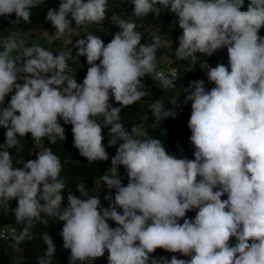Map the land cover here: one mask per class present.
I'll return each instance as SVG.
<instances>
[{
    "label": "clouds",
    "instance_id": "9594fccd",
    "mask_svg": "<svg viewBox=\"0 0 264 264\" xmlns=\"http://www.w3.org/2000/svg\"><path fill=\"white\" fill-rule=\"evenodd\" d=\"M130 2V17L137 20L159 16L162 9L178 17L177 60L197 53L211 57L227 48L228 65L206 64L207 80L215 85L211 90L202 79L183 88V103H191L187 127L194 159L177 158L141 126L129 131L120 122L122 108L148 94L142 82L146 75L165 90L175 87L176 69L168 75L157 70L162 40L156 32L152 43L143 44L135 20L113 14L110 20L120 31L109 43L88 33L73 45L75 58L86 57L90 66L82 83L68 75L71 48L54 54L40 45L25 47L12 33L0 38V127L6 129L0 145V210L23 225L18 241L31 238L37 222H64L58 234L62 247L70 250V264L94 261L106 251L108 264H264V37L258 34L264 27V0H250L246 10L244 0ZM43 3L0 0V17L15 14L9 19L13 25L29 22L31 9ZM107 11L108 0H60L58 10L49 8L45 17L55 32L44 35L51 43L74 28L103 24ZM113 97L119 107L109 103ZM171 104L179 106L177 99ZM148 107L156 122L177 116L162 100ZM60 119L72 125L73 146L88 163L109 159L103 128L110 126L108 147L122 141L111 158V175L106 172L95 182L109 190L104 196L108 207L101 206L100 196H89L83 184L76 188L80 195L69 192L62 206L63 165L51 148L26 162L15 159L23 167L14 166L7 149L20 150L18 137L30 133L36 144L45 137L52 144L66 141ZM119 166L127 172L126 186ZM193 209L198 210L195 217L187 218ZM42 239L46 251L37 264H52L56 245L49 233ZM156 249L191 259L156 257Z\"/></svg>",
    "mask_w": 264,
    "mask_h": 264
},
{
    "label": "trees",
    "instance_id": "16d2710c",
    "mask_svg": "<svg viewBox=\"0 0 264 264\" xmlns=\"http://www.w3.org/2000/svg\"><path fill=\"white\" fill-rule=\"evenodd\" d=\"M86 2V0H85ZM60 0H44V3L39 7L31 9V18L29 22L20 21L19 24H10L9 19H16L15 14L10 17H0V31H5L8 34L20 33L21 31L28 30H50L52 25L50 22H46L45 17L49 8H54L58 10ZM134 5L130 0H108V11L107 15L109 19H106L103 24H97L95 33L100 36L104 41L105 45L111 41L114 34L120 31L118 26H116L110 17L113 14L120 16L123 19L135 20L137 24L136 31L142 34L141 43L149 44V37H152V33L156 32L162 39L172 38L173 40H178L177 37L182 34V29L178 26V17L174 13H170L167 10H161L159 16L150 14L147 17L141 19H136L135 17H130L133 11ZM173 21H177L173 25ZM72 26L75 27V22L72 21ZM88 25L82 26L80 28H74V30H80ZM212 56H219L223 58L227 57V48H223ZM208 56L204 54L197 53L195 56L194 69L188 73H181L175 80V87L171 89H163L161 85H152L143 81L145 85L144 90L147 91V95L144 96L139 101L134 104L122 108L120 112V122L129 131L133 126H141V129L146 130L150 137L159 139L167 151L170 154L176 155L177 158H188L194 159V146L190 143L191 131L187 127L188 121L191 114V103L185 105L184 93L182 92V86L188 81L203 80V72L200 69L201 64L206 60ZM187 61H182L186 63ZM99 64V61L96 62ZM69 66L73 71L69 72V76L76 78L77 83H82L88 67H90L86 62V57L81 56L78 59H73L68 61ZM176 66L181 64V61H176ZM20 82V81H19ZM14 94V92L12 93ZM11 98V94L5 98L4 106H7ZM177 99V106H173L171 101ZM156 100H162L168 108L176 111L177 116L175 118L168 117L166 119H161L159 122L151 119V123H143V118L146 114V104L147 102H154ZM110 104L114 107H119V104L114 100V97L110 99ZM18 114V113H17ZM60 124L65 128L66 141H60L57 139L55 144L48 141L47 137L43 138L39 143L42 145V149L51 148L54 154H56L63 165L62 172L60 174L61 178L65 180L66 187L62 193L63 197L67 196L69 192L79 196L77 191V185L83 184L84 187L89 190L93 187L99 177L110 170L111 158L116 155L117 148L122 141H118L116 146L108 147L109 127L102 129V135L104 136L103 144L105 145L106 151L108 153L109 159L107 161H95L88 163L87 159L81 157L79 151L73 146V135H72V125L63 123L60 119ZM102 123V120L100 121ZM155 125V126H153ZM6 129L0 127V145L5 143L6 140ZM20 144L18 145L19 151L16 148L7 149L13 156V164L15 167L22 168V164H16L15 159H21L26 162L32 159L33 149L36 145L34 143L31 134L28 133L25 137H18ZM122 179V184L127 185L128 176L127 174L119 175ZM106 186H103L97 190V196H105L108 193ZM115 189L111 190L113 199L115 196ZM227 196H223L226 199ZM18 201H10V208L17 207ZM197 209L186 213V217L192 219L196 215ZM62 221L49 218L47 225L42 223H35L34 227L30 230L31 238L25 237L23 240H15L17 248L23 253V259L20 264H37V257L42 256L46 251V245L43 242L42 235L44 233H49L52 237L54 244L56 245V253L52 257V264H70V250L64 249L62 247L63 240L58 234L63 227ZM111 227H116L114 221H108ZM183 223V220L180 221ZM6 224H14L18 226L20 232L23 225L17 224L15 216L8 212L7 214L0 210V228ZM251 243V241H249ZM231 244H235V238H231ZM156 257H166L171 258L175 255L179 259L188 260L191 256H184L183 254L167 252L163 249H156L153 253ZM108 253L105 252L104 257L95 259L94 261H85L83 264H108L107 261ZM13 263V252L12 250H7L0 254V264H12ZM76 264H81V262H76Z\"/></svg>",
    "mask_w": 264,
    "mask_h": 264
},
{
    "label": "rangeland",
    "instance_id": "374dc122",
    "mask_svg": "<svg viewBox=\"0 0 264 264\" xmlns=\"http://www.w3.org/2000/svg\"><path fill=\"white\" fill-rule=\"evenodd\" d=\"M97 24H90L87 27H84L80 30H73L71 33H66L63 36H60L58 39H54L52 40L51 43H49L48 38L45 37L44 33H40L39 36H37V40L35 39V36L30 34L29 32H21V34L17 37L18 41H23L24 46L25 47H29L32 45H40L42 47H44L46 50L50 49L51 47L54 48V44H55V48H57V52L53 51L54 54H58L60 51H68L70 48L72 49V54H73V58L70 60L75 59V55L76 52L78 51V49L74 48L73 45L76 43V40L85 37L88 33H93L95 35H97L95 33V28H96ZM264 28V27H262ZM260 36L264 37V31L263 30H259L258 33ZM6 36H0V38H3ZM162 43L161 46L157 49L156 52V63H157V67H161L164 68L166 67V65L172 63L176 66V61H174L175 59V50H176V45H175V40H173L172 38H168V39H162ZM71 42V43H70ZM152 43V37H149V44ZM69 60V61H70ZM186 61H189V59H187ZM180 74L181 73H188L189 71H191L193 69L192 65L190 63H184L182 65H177ZM147 82V83H151L152 85H160L159 82L155 81L153 79V77L151 75H146L145 77L142 78V82ZM20 83H23V81H20ZM214 84L212 83H206L205 87L206 89L208 88H212ZM151 103L147 102L146 104V114L143 118V123H151V119L153 118L152 113L149 109V105ZM143 131V129H141ZM40 151H43L42 149V145L39 144L35 150L32 153V159L36 158V153ZM103 182L100 181L98 183H95L94 185V189L90 191L89 196H93L94 194V190L96 188H100L103 187ZM223 199V197H222ZM13 245H16V243L12 240L9 242H1L0 241V254L7 251V250H12L13 252V263L12 264H20L22 262L23 259V253L17 248H14Z\"/></svg>",
    "mask_w": 264,
    "mask_h": 264
},
{
    "label": "built area",
    "instance_id": "2783aa9c",
    "mask_svg": "<svg viewBox=\"0 0 264 264\" xmlns=\"http://www.w3.org/2000/svg\"><path fill=\"white\" fill-rule=\"evenodd\" d=\"M175 45H176V48L179 46L178 40H175ZM194 59H195V57H194ZM174 61H177L176 57H175ZM206 64L209 67H215L218 63L213 62L212 60L206 58V60L200 66V69L202 70L204 75H206V72L208 70ZM171 69H176L177 70V78H178V76L180 75V72H179L178 67L175 66L174 64L170 63V64L166 65V67H164V68L157 67V70L164 71L166 75L169 74V70H171ZM190 82L191 81H188L187 83H185L182 86L181 90H182L183 93H184L183 88L187 87ZM117 171H118L119 175L127 174V172H126V170H125V168L123 166H119ZM107 173L111 175V170H109ZM67 203H68L67 202V196H64V201H63V205L62 206L66 207ZM19 235H20V230H19L18 226L14 225V224H6V225H4V226H2L0 228V241L1 242L5 243V242L12 241V240L15 241V240H17Z\"/></svg>",
    "mask_w": 264,
    "mask_h": 264
},
{
    "label": "crops",
    "instance_id": "0c3cea01",
    "mask_svg": "<svg viewBox=\"0 0 264 264\" xmlns=\"http://www.w3.org/2000/svg\"><path fill=\"white\" fill-rule=\"evenodd\" d=\"M249 2H250V0H244V6H243L242 10H246V9H247V6H248ZM261 30L264 31V28H261ZM45 31H48L49 34L52 35V34H54L55 29L52 28V29H50V30H28V31H25V32H29L30 34L34 35V36H35V39L37 40V36H39L40 33H45ZM21 32H23V31H21ZM21 32L19 33V35L21 34ZM8 35H10V34H8V33L5 32V31H0V36H8ZM19 35H18V36H19ZM57 39H58V38H57ZM53 47H54V48L51 47V48L48 49V50L51 51V52H53V51H56V52H57V48H55V44H54ZM207 58L210 59V60H212L213 62H216V63H223V64H225V65H228V58H223V57H219V56H211V57H207ZM177 61H181V60H177ZM183 61H186V60H183ZM194 62H195V59H194V57H193V58H189V61H187L186 63H190V64L192 65V67H193ZM182 64H184V63H182V61H181V64H179V65H182ZM193 69H194V67H193ZM193 69H192V70H193ZM203 80L205 81V84H206V83H209L208 80H207V76L204 75V74H203ZM214 86H215V85H213V87H214ZM213 87H212V88H213ZM208 90H211V88H208ZM39 144H40V143H38V144L35 145L33 151L35 150V148H36ZM94 185H95V184H94ZM94 185H93L92 188H90V189L88 190L89 194H90V191L94 189ZM100 188H101V187H100ZM98 189H99V188H96V189L94 190V194H93V196H97V190H98ZM89 194H88V195H89ZM81 198L83 199V198H85V197L81 196ZM100 198H101V206H102V207H108V203H109V202L106 201V200H104V196H100Z\"/></svg>",
    "mask_w": 264,
    "mask_h": 264
}]
</instances>
